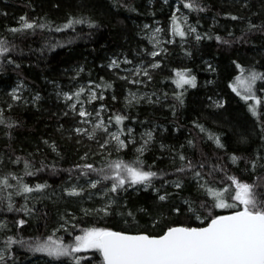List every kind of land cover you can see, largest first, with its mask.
<instances>
[{
	"label": "trees",
	"instance_id": "obj_1",
	"mask_svg": "<svg viewBox=\"0 0 264 264\" xmlns=\"http://www.w3.org/2000/svg\"><path fill=\"white\" fill-rule=\"evenodd\" d=\"M184 2L188 0H0V39H7L15 46L8 57L14 63L8 64L5 60L0 66V86H7L11 84L12 78H18L41 95V101L34 108L18 105L9 110L4 105L5 118L17 126L7 129L0 125V158L5 161L4 165H0V176L12 172L23 176L24 182L30 186L34 187L38 183L49 185L43 192L32 193L27 201L28 206L36 210L32 215L8 212L6 202L0 203V223L7 225L5 230L0 231L2 249L5 248L4 240L8 236L31 241L37 237L47 238L55 232L56 237H62L65 243H69L75 235L81 234V229L88 227H103L126 233L147 231L158 235L166 223L202 226L194 217L187 219L189 213L177 216L168 212L169 205L181 206L184 199L193 200L197 207L202 201L211 202L198 190L190 176L176 173L175 170L181 163L178 158L173 159L176 151H183L194 163L205 161V171L212 164L222 166L223 171L215 173V179H209L210 185L217 188L230 184L228 175H234L242 182L250 184L256 182L257 176L264 177V168L259 167L264 160L258 161L255 173L251 171L248 163L258 155L264 158V132L261 131L264 127V103L257 108L258 116H253L249 106L255 101L249 100L246 103L229 87L240 74L236 63L245 69L254 68L264 73V30L257 28L251 32L246 31L249 22L264 24V0H238L236 3L230 0H195L196 4L205 9L203 12L184 8ZM175 6L188 11L203 38L184 50L176 45L170 47L155 74L154 82L150 85L151 90L160 97L159 100L123 105L120 101L122 87L102 77V64L118 53L131 57L142 44L137 35L138 26L161 20L167 27L172 20L171 13ZM232 15L240 19L233 21L230 18ZM22 16L27 17L30 22H50L53 28L63 25L70 17L89 18L99 26L88 28L87 25H75L74 30L61 32L39 28L16 34L9 32L10 28L20 27ZM217 36L230 43L218 42ZM241 36L244 38L238 40ZM57 43L61 46L54 50L49 48V45ZM184 54L189 57L188 60L182 57ZM202 60L210 61L215 70L213 82L206 88L201 87L206 76L202 74ZM16 64L20 67L17 68ZM74 64L83 65L92 80L101 84H112L106 92H114L118 95V100L114 102L108 96L105 102L111 109L113 119L115 115H123L127 119L122 125L131 126L135 130L153 124L163 129L155 133L152 146L140 159L146 170L151 168L158 174H164V181L180 178L185 187L177 190L171 184L167 185V191L173 195L169 205L162 209L164 219L155 229L151 224L153 219L160 218V213L157 212L160 205L154 189L137 191L130 188L127 192H121L119 203L113 205L112 214L109 216L92 211L97 206H103L104 201L100 197L89 198L87 192L83 197H68L64 193V189L72 184H86L85 177L77 179L79 174L76 171L70 176L67 170L84 163H93L100 167L105 156L87 154L86 149L74 145L67 139L64 131L59 129V126L66 129L69 120L55 114L57 107L50 94L49 83L58 80L63 71ZM175 71H188L189 75L195 76L196 87L185 85L184 89L172 90L170 86L175 85L172 82ZM255 90L257 98L264 101V81H257ZM181 92L183 105L175 98ZM211 96H218L223 100L222 112L227 123H220L218 113H214L206 105L208 97ZM194 123L219 135L225 148L218 149L207 139V133H201L194 127ZM228 124L233 125L232 128ZM189 140L194 142L195 148L188 145ZM44 141H48V144ZM50 144L56 146V152L48 146ZM161 145L164 147L161 148ZM85 154L87 160L82 159ZM114 154L108 158H119L125 162H132L139 155L130 148ZM232 155L241 158L237 164L231 163ZM17 156L32 161L34 168H40L41 161L47 167L33 176H24L23 160L19 165L9 163V158L14 159ZM10 183L14 184L15 181ZM162 183L159 179L154 180L156 188H160ZM98 188L103 189L104 185ZM254 192L258 198L264 199V181L259 182V187L254 188ZM13 201L17 209L25 203L24 197L16 196L14 192ZM124 204L127 209L123 208ZM139 208L150 210V215L138 212ZM85 209L89 210L88 215H85ZM127 210L136 213L137 223H132L120 214ZM216 211L228 214L234 210ZM20 219L26 221L22 228L16 223ZM66 219L71 220V225H76L73 229L68 224V231L72 235L61 229V224ZM59 227L60 231H57ZM77 255L82 258L81 264H102V257L94 251ZM42 256L27 251L19 244L13 245L6 252L7 264H53L48 257Z\"/></svg>",
	"mask_w": 264,
	"mask_h": 264
},
{
	"label": "snow or ice",
	"instance_id": "obj_2",
	"mask_svg": "<svg viewBox=\"0 0 264 264\" xmlns=\"http://www.w3.org/2000/svg\"><path fill=\"white\" fill-rule=\"evenodd\" d=\"M183 7L190 11L203 12L205 9L195 3V0H188L183 3ZM179 11V8H177ZM233 21L239 20L240 17L232 15L230 17ZM20 27H14L8 29L9 32L16 34L22 33L27 30L35 31L37 28L40 30L47 29L48 31H65L67 29H73L75 25H87L88 28H97L96 24L89 18L85 17H70L63 25L52 27L50 22L29 21L27 17H21ZM178 18L172 16V34L179 36L181 39L186 38L187 33L182 26L177 22ZM185 24L187 18H184ZM147 27V26H146ZM257 28L264 30V24L256 25L252 22L248 23L247 32H251ZM160 28L155 29V33L150 37L153 42V48H158L160 40L156 34L160 33ZM188 32L196 33L195 39L200 41L203 37L197 33L195 27L188 25ZM231 35V34H230ZM211 38V37H209ZM244 37H238V40H242ZM216 40L225 44H229L230 41L222 40L217 36ZM72 41H69L71 43ZM59 43L55 45H49L51 50L56 47H60ZM15 46L11 45L7 39H0V66L6 62L13 64L14 60L8 58L9 54L14 51ZM162 50H154L148 53L153 58V62L146 68L143 64L131 68L122 69V71L129 73V75H123L119 78L126 80L131 84H145L150 82L152 75L149 69L155 70L161 67L159 62L155 61V57L161 54ZM131 64L132 61L125 58L123 61L112 59L109 68H119L120 64ZM235 63V62H234ZM17 68L19 64L15 65ZM236 68L239 70V75L234 79V82L229 85L231 90L239 96L246 103L249 100L255 101L253 105L249 106V111L253 116H258L257 108L264 101L257 98L255 85L257 81H264V73L256 71L254 68L245 69L239 63H236ZM84 69L77 70V77ZM73 77V79L77 78ZM140 77V79H137ZM147 77V81L143 79ZM176 88L184 89L185 85L192 88L196 87V78L188 74V71H175V79L172 81ZM24 85L18 83L17 87L12 89L9 93L14 102H20L22 96L19 94L20 89ZM112 84H89L88 88L83 86L77 88L75 91L68 93H57L62 95L64 100L68 103V109L74 115L80 117L79 123L82 125H90V127H74L72 131L77 136H84L88 140L95 141L99 144L100 149L103 150L100 155H104V151L107 155L104 156V162L100 167H96L93 163H84L77 165L75 169L67 170L69 175L73 171H76L79 177L86 178L85 185H71L64 189V193L68 197H83L87 192L89 198L97 193L93 190H97L100 185H104V188L98 193L100 198L104 201L101 208L94 209L92 211L96 213H102L104 216L112 214L113 205L119 203V197L121 192H127L130 188L147 191L148 189H154L156 200L159 202L160 207L157 212L160 213V218L153 219L151 227L155 229L157 225L164 219L162 215V209L165 205H169L170 197L172 193L167 191V185L177 190H181L185 187L182 179L177 178L171 181H164V174H158L156 171L145 169L143 161L140 156L147 150L148 145L153 140L152 132L146 133V139H143L142 144L135 149L139 154L137 158L132 162H125L122 159H109L112 155V151L117 153L128 148V144H135V139L131 138L132 129H124L118 127L116 131H110L109 123L100 116V112L104 109L101 108L95 112V119H93V112L88 111L84 104L85 102L91 103L97 99H104L102 94H98L95 88H111ZM88 93L86 100H82L81 97ZM183 92L176 95V100L180 105H183ZM144 97H136L135 94H131V98L128 100L129 104L134 101L138 102L139 99ZM41 97L37 94L32 98L33 103L40 101ZM115 99V96L112 97ZM151 103V99L149 98ZM80 105V107H77ZM217 108L223 107V103L216 102ZM11 110L12 105H8ZM69 113L65 112L67 116ZM113 119L112 117L109 120ZM127 117L123 115H115L114 121L116 126H121ZM0 125H3L7 129H12L17 125L14 122L7 120L4 116V110L0 109ZM194 127L198 128L201 133H207V139L212 141L218 149H224L225 145L219 135H215L204 128L203 125L194 123ZM264 132V127L261 129ZM103 133L104 138H98L99 134ZM122 136H128L126 141L122 139ZM9 138H11L9 133ZM79 143V141H77ZM48 144V141H44ZM188 145L195 148L196 145L192 140L188 141ZM53 152H56V146L54 144L48 145ZM164 146L161 145V148ZM183 145L181 146V149ZM57 155L59 153L57 152ZM179 159L180 165L176 168V173L190 176L195 182L198 190L202 191L209 199L202 201L197 207L195 202L190 199H184L181 206L174 204L169 205L168 212L174 213L177 216H183L185 213L190 215L187 219L191 220L193 217L200 222L202 226L193 227L191 225H174L166 223L164 228L160 230L158 235H153L151 232H137L136 234H128L125 231H113L103 227H88L81 229L80 235H75L73 240L69 243H65L62 237H56L55 232L49 235L47 238H33L31 241H25L24 239H14L12 236H8L4 240L5 248L0 250V264H7L6 252L11 250L13 245L19 244L25 247L27 251L33 254H41L50 259L51 262L59 261L60 264H81V257L77 254L87 251H94L99 253L102 257V264H264V199L258 198L254 192V188L259 187V182L264 181V177L257 176L256 182L247 183L242 182L234 175H228L227 180L230 181L225 187L217 188L210 185L209 179H215V173L223 171L222 166L212 164L207 171H205V161H199L194 163L189 159L183 151H176L173 159ZM82 159L87 160V154ZM241 158L232 155L230 161L232 164H237ZM23 160L24 176H33L36 172L42 171L46 165L41 161L40 168H34L32 161L23 159L21 157L9 158V163L14 165L21 164ZM264 160L259 155L250 160L248 163L251 166V171L256 172L258 167V161ZM5 161L0 158V165H4ZM259 167L264 168V163H260ZM53 171L55 168L53 167ZM95 177V178H93ZM161 180L163 183L160 188H156L154 180ZM15 181V183H10ZM110 181V184L108 183ZM49 185L47 183H38L34 187L24 182L23 176H19L15 173L8 172L0 176V203L6 202V210L8 212H23L25 215H32L36 210L33 207H29L27 201L31 198L32 193L43 192ZM163 189V191H162ZM12 190V191H9ZM13 192L16 196H23L25 203L20 208H15L13 201ZM3 193H7L4 195ZM231 201V202H229ZM124 209H127V205H123ZM232 209L230 214H221L216 210ZM2 210V209H0ZM138 212L149 214L150 210L146 208L137 209ZM85 215L89 214V210H84ZM122 216L130 219L132 223H137L136 213L132 210L122 211ZM126 219V223L128 222ZM18 227H23L26 223L24 219H20L17 222ZM69 224V221L65 220L61 228L69 235H72L68 231L65 225ZM71 227L74 229L75 224ZM7 225L0 223V231L5 230ZM60 229H57L59 231ZM10 258V257H8Z\"/></svg>",
	"mask_w": 264,
	"mask_h": 264
},
{
	"label": "rangeland",
	"instance_id": "obj_3",
	"mask_svg": "<svg viewBox=\"0 0 264 264\" xmlns=\"http://www.w3.org/2000/svg\"><path fill=\"white\" fill-rule=\"evenodd\" d=\"M237 1L238 0H230V2H234V3H236ZM177 8H179V11H177ZM173 15H175L178 18L177 22L182 26V28L187 33L186 38L181 39L179 36H174L172 34V20L170 21V23L167 27L161 23V20H156L151 24H148V23L141 24L138 26V31H137V35L141 38V41H142V44L140 45L139 50L135 51V53H133V55L131 57H129L127 54H124V53H118V54L108 58L105 61V63L102 64V66H101L102 77L104 79L110 81L111 83H116L122 87V93H121L120 101L123 105L128 106V105H132L134 103H137L135 101L132 104L128 103V100L131 98V94H135L136 97H144L143 99H139L138 102H145V103H149V98L151 100H153V99L159 100L160 97L156 93H154L150 87V85L154 82L155 74L159 71V69H155V70L149 69L151 72V75H152V79L150 82H146L145 84H131V83H128L126 80H121L119 78L120 76L129 75V73L122 71V69H131V68L137 67L141 64H143L144 67L147 68L153 62V58L150 55H148V53H150L151 51H154V50H162L161 54L154 58L156 62H159L162 65V60L167 55L170 47L176 45V46H179V48L181 50H184V49H186V47L188 45H191L193 42H196V43L198 42L195 39L196 33L188 32V25H191V26L195 27L197 30V33H199L196 25L191 20L190 14L188 13V11L183 10L179 6H175L173 12L171 13V19H172ZM185 17L187 18L186 24L184 22ZM212 22H215V21H213V19H212ZM157 28H160L162 30L160 33L156 34L160 40V44L158 45V48H153V42L150 40V37L155 33V29H157ZM182 57H184L187 60L189 58L185 54L182 55ZM125 58H127L128 60H131L132 63L131 64L121 63L119 68H109V64H110L112 59H117L119 61H123ZM201 66H202V74L206 75V76H204V79L201 83V87L206 88V87H208V85L212 84V82H213L212 76L215 73L214 65H212L211 62L208 60H202ZM80 68H83L84 71L80 72L79 76L77 77V70ZM73 77H77V78L73 79ZM137 79H140V77H137ZM143 79L145 81H147V77H143ZM18 83H22L24 85V87L22 89H20V91H19V94L22 96V100L20 102H14L12 100L11 96L9 95V93L12 91V89L17 87ZM90 83L94 84V85H100L101 84L100 82L94 81L91 78H89L88 73L85 70L83 65L74 64L71 67L65 69L63 71V74L60 75V78L58 80L51 81L49 83V86L51 87L50 88V94L54 97L55 105L57 107L55 114L58 117L67 118L69 120V125L66 126L67 127L66 129H63L60 126H59V129L61 128V130L64 131V134L67 137V139L69 141H72L74 143V145H76L79 148L86 149V152H88L87 154H90L92 156H98V155H100L98 153H101L103 151L100 149L99 144H97L95 141L88 140L84 136H77L72 131V129L74 127H77V126H79V127H90V125L80 124L79 123L80 117L74 115L68 109V103H70V102H66L62 95H57V93H64V92L71 93L81 86L88 88ZM170 87L172 90L176 89L175 85H171ZM94 90L98 94H102L104 99H102V100L97 99V100L92 101L91 103L85 102L84 107L88 111L93 112V119H95V112L99 111L101 108H103L104 110L100 112V116L105 120L106 123H109L110 131H116L118 129V127H122L124 129H129V128L132 129L133 131L131 133V138L135 139L136 143L135 144L129 143L128 148H130L136 154H138V153L135 151V149L142 144L143 139L147 138L146 133L152 132L153 140L148 145L147 150L144 152V153H146L153 144L155 133L157 131L161 132V131H163V129L160 126H157L154 124L152 126L142 127L139 130H135L131 126H123V125L116 126L114 119L109 120V118L110 117L113 118V116H112L111 109L108 107V105L106 104L105 101L108 98V96H110V99L115 102L118 100V95H116L112 91H109L108 92L109 94H108L106 92V89H104V88H95ZM37 94L41 97V95L36 90H34L29 84L25 83L23 80L18 79V78H12L11 84H8L7 86H5V85L0 86V109L1 108L4 109L5 106L8 108L9 104H11L12 107H17L18 105H20L23 107L31 106L34 108L39 101L34 104L32 101V98ZM87 95H88V93L86 92L85 95L81 97V99L86 100ZM113 96H115L114 100L112 99ZM40 101H41V99H40ZM216 102H221L224 105L223 100L218 96L208 97V99L206 101V105L214 113L215 112L218 113V115H219L218 121H220V123L221 122L227 123V120L224 117V114L222 112L223 107L217 108L215 106ZM77 107H80V105H77ZM65 112H68L69 114L67 116H65L64 115ZM230 125L231 124H228L229 128H232L233 125H231V126ZM98 138L101 139V142H102V140L104 138V134L100 133ZM121 138L125 139L126 141L129 139L128 136H122ZM77 141H79V143ZM114 153H117V152L112 151V155H115ZM104 155L105 156L107 155L106 151H104ZM72 185H77V184H72ZM81 185L86 186V184H80L78 186H81ZM101 190H102L101 188H100V190L98 188L97 191H95L97 194L93 195V196L94 197L97 196V198H99L100 196L98 193ZM101 207L102 206H97L94 209H98ZM94 213H96V212H94ZM66 220L69 221V225H71V223H70L71 220L70 219H66ZM69 225L67 224V225H65V227L68 228ZM59 229H60V227H59ZM61 229H63V228H61ZM0 250H3V249L0 247ZM87 252H91V250L87 251ZM42 257H45V256H42Z\"/></svg>",
	"mask_w": 264,
	"mask_h": 264
},
{
	"label": "water",
	"instance_id": "obj_4",
	"mask_svg": "<svg viewBox=\"0 0 264 264\" xmlns=\"http://www.w3.org/2000/svg\"><path fill=\"white\" fill-rule=\"evenodd\" d=\"M228 214H230V213H228ZM128 234H136V233H128Z\"/></svg>",
	"mask_w": 264,
	"mask_h": 264
}]
</instances>
